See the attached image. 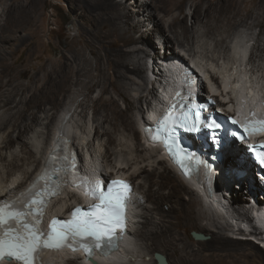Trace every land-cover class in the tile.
Returning a JSON list of instances; mask_svg holds the SVG:
<instances>
[{
	"label": "bare ground",
	"instance_id": "1",
	"mask_svg": "<svg viewBox=\"0 0 264 264\" xmlns=\"http://www.w3.org/2000/svg\"><path fill=\"white\" fill-rule=\"evenodd\" d=\"M92 1L93 11L96 12L98 17H95L94 21L99 19L100 23H98V26H107L108 43L112 50H103L101 48L100 39H98L102 38L101 34L94 38L89 32L81 46L72 42L67 51H63L56 60L47 58L32 65L33 59H39L40 55H36L35 50L30 49L25 62L16 65L15 71L11 72L12 65L9 68L10 64L7 63V50L16 44L19 35L17 37L7 36L5 34L8 30L4 29L11 30L23 26L26 27L25 29L28 32L37 33V17L34 0H0L4 5V15L0 18V111H2L0 113V202L9 201L18 195V191L23 192L27 189L32 179L41 172L42 167L47 162L49 153L63 135H66L74 143L69 135V125L67 126L66 124L70 109L64 110L63 117L54 126L55 115L52 113V106L56 105L60 97L70 91L73 86L82 85L81 92L84 93L87 100L92 101L95 110L98 114H101L103 122L109 124L107 128L102 130L103 124H100V120L97 119L98 124L95 130L98 137H103L104 135L108 137L106 142L107 150L104 154L105 159L108 161V168L96 167L90 164L91 166L86 168V170L89 174L98 173L104 175L110 171L118 175L128 176L135 185L136 194L134 203L128 209V217H130L128 230L124 233L118 248H115L109 254L97 255V264H157L154 254L155 252H165L166 254V246L173 248L179 246V264H217L216 255H202L201 253L197 255V248H194L191 243L184 241V238L178 233V229L183 226L198 229L202 231L201 233L208 236L206 239H199L201 241L200 244L206 245L208 250H213L220 246L222 248L231 246L238 249L248 261H257V264L264 263L263 254L260 253L259 247L253 244L252 239H236L211 228L204 221L203 218L205 217L202 213L196 209V199L193 196L188 198L185 196V193H190L191 195V192H195L193 185L188 182L192 181V179L185 181L169 164L168 160L160 154L159 149L152 145H147L144 140H141L137 126L141 129L143 136L142 128L146 122L145 120L150 115V111H153L160 103L156 102L154 106L152 101H147L145 110H142L140 117L136 118L129 112L133 105L128 92L129 90L133 91V89L127 81V77L130 74L140 75L144 72L147 73L146 60L148 57L150 58V53L146 51V47H137V45L140 43L145 45V41H147L153 47L155 39L152 36L148 35L149 37H147L143 33L141 34V20H136L135 16L128 13L124 2L119 0ZM153 1L146 0V2L142 3L143 7H140L137 11L140 12L141 9L146 10L152 7L151 17H153L155 8L157 11L161 10L158 4L152 5ZM164 4L165 9L163 12L165 15L162 16V21L168 14H171V19L167 20L166 23H162L166 24L178 43L189 42L191 33L195 31L196 26H199L198 28L201 30L203 27L202 35L210 37L215 34L217 28L230 27L235 22L242 20L245 17L244 11L251 13L253 12V7L261 11L256 15V22L260 27L261 33L264 34V2L262 0H199L193 5L192 18L194 21L191 25L188 23L187 15L181 16L174 13L176 9L182 8L181 2L164 0ZM138 32L140 34L136 36ZM161 34L165 42V57L167 53H171L169 57H174L175 61L189 65L188 60H185L186 58H183L181 53L175 54V52L169 51L171 50L172 36L167 34V32H161ZM20 37L22 40L24 39L22 34H20ZM238 39L236 42L233 41L232 51L238 61H243L248 49L243 45V40L240 37ZM221 42L222 40H217V45ZM35 43L39 45L40 39L38 38ZM87 48L92 57L86 55L85 50ZM140 51L145 54L144 57L142 55L137 62L132 63L133 54ZM158 57L160 58V56ZM144 58L145 62H143ZM166 60H169V58H166ZM171 60L169 68L168 66L164 68L163 64V67L157 64L160 67V72L153 69V72L155 71V75H153L155 83L151 90L153 100L158 101L156 82L161 83L160 77L166 76V73H169L170 70V78L167 79L169 81L168 88L171 89L181 83L180 68L176 66L173 59ZM194 66L198 67L199 73L202 72L199 64ZM31 67L34 70L33 73L29 72ZM209 75L207 77L208 80L199 77L200 85L206 86V89L216 95L218 93L214 92L217 91L213 82L214 76ZM24 76L28 77V83L20 81L19 78ZM230 78L232 76L228 71L223 74L219 84L223 96L221 97L220 95V97L223 101L220 99L218 101L223 105V110H234L243 118L250 109H259L264 106V95L260 96L257 94L256 91L258 90L256 88H253L254 93H252L250 88L246 90V87L249 86V83H246L248 82L246 73L240 72L238 78L234 81H231ZM164 79L166 80L165 77ZM145 83V88H148L147 82ZM97 87L100 88V94L97 97H93L91 94ZM230 91L235 96L231 97ZM113 92L124 99L125 108H121L118 98ZM163 97L165 96L163 95ZM142 98L143 94H139L138 101L141 102ZM80 105H85V103ZM121 129H123L125 136L131 138L135 144L132 146L127 143H119L125 148L123 149L124 155L126 154L127 156L125 159H122L121 156L117 157L118 159H114L113 155L115 152L112 151L111 144L116 143V138L113 136V132ZM15 143L18 148H15ZM236 149V144H232L230 148L228 146L222 150V159L216 169L213 196L212 198L210 197L209 203L215 204V206L221 205V208L229 204L233 208L239 206L234 208L239 210L241 205L244 204L243 201L249 199V204L253 208L255 207L257 212L256 215L252 214L253 216H251L244 211L242 214L247 216L243 218L242 222L246 223L245 225H251L253 221H258V219L264 222V214L261 212L262 208H264V183L251 181L249 177L238 179L236 173H232L234 167L237 170H249V160H247L246 156L239 157ZM94 151L96 150L94 149ZM88 162L90 163V161H87V164ZM227 164H230L229 173L225 170ZM80 165L83 166V162ZM110 175V177L114 176L113 174ZM249 182L253 185L251 189L253 193L257 194H255L257 199H253L250 190H248ZM225 185L230 188L231 192L236 193V195L239 194V199L243 204L228 203L224 200V197L218 194L219 187V192L227 195V192L223 190ZM152 186H158V188L153 190L151 189ZM82 192L81 188L73 185L65 187L53 200L50 212L53 214H65L76 203L90 202L91 200H89L88 196L81 194ZM205 196L207 197L208 194ZM144 197L146 201H142ZM147 198L148 204H146ZM150 199L152 201L156 199V205L149 207ZM137 202L143 210L142 215H144L145 220L143 230L139 232L140 242L136 243L131 240L130 229L133 224V219L131 218L132 210ZM167 203H169V207L165 208L164 204ZM205 216L207 217L208 215L205 214ZM208 218L210 217L208 216ZM209 234L211 237H209ZM253 240L256 241V239ZM141 242L144 243V246L141 245ZM256 242L259 243L260 241ZM146 255H149L148 262L145 260ZM45 258L48 264H61L66 258L69 259V264H93L91 259L87 262H84V259V261L76 260L77 258H84L82 252H69L66 249L47 252ZM168 260L167 262L170 264ZM230 264L241 263L231 262Z\"/></svg>",
	"mask_w": 264,
	"mask_h": 264
},
{
	"label": "rangeland",
	"instance_id": "2",
	"mask_svg": "<svg viewBox=\"0 0 264 264\" xmlns=\"http://www.w3.org/2000/svg\"><path fill=\"white\" fill-rule=\"evenodd\" d=\"M119 1L124 2V4L127 6L129 14L131 13L133 16H135L136 20H141V34L143 33V35L147 37L152 36L155 39V45L153 47L150 46L147 41H145V45L144 43L143 45L141 43L137 45V47H146V51L150 53L151 58L148 57L146 60V64L148 67L147 73L144 72L140 75L130 74V76L127 77V81L133 89V91L129 90L128 92L131 104L133 105L132 109L129 112L136 118H139L140 114L145 110L147 101H152L154 106L157 102L156 100H153V93L151 92L152 86L155 83V80L152 77V75H155V71L150 74V64L148 65V60L152 61L153 69L160 71V67L158 66L159 62L157 59L159 58L158 56H160V58L162 57L161 54H165L163 47L166 50L164 46L165 42L163 40L161 32H167V34H170L172 36V42L170 44L171 50H169L170 52L173 51L175 52V54L181 53L183 55V58H186L185 60H188V62H192L193 65L199 64L202 68V72H200L207 80V77L210 76L209 74L214 76L213 82L217 88V91L214 92H217L219 95H221V97H223L222 89L219 84L223 74L227 73L228 71L232 76V78H230L231 81L237 79L238 74L243 71L247 75L246 79L248 80V82L246 83H249V86L246 87V90L250 88L252 93H254L253 88H256L258 90L256 91L257 94H259L260 96L264 95V34L261 33L260 27L256 22L257 13L261 12L257 8L253 7V12L251 13H246L244 11L245 17L242 20L235 22L230 27L227 26L226 28H217L215 30V34L210 37L202 35V31L204 29L203 27L201 30L200 28H198L199 26H196L195 31H192L191 33L190 41H184V44H182L178 43V41L175 39V36L168 30L169 28L166 26V24H164L167 22V20L171 19V14L165 16L164 21H162V16L165 15L163 12V10L165 9L164 0H154L152 2L153 6L154 4H158L161 9L157 11L155 8V15L153 17H151L152 7L146 10L141 9L140 12L137 11V9L143 7L142 3L146 2V0ZM177 1L181 2L182 8L176 9L174 13L180 14L181 16L187 15L188 23L189 25H191L194 21L192 18L193 5L199 0ZM262 1L264 2V0ZM92 4V0H34L35 14L37 17V33H30L25 29L26 27L23 26L11 30L6 28L4 29L8 30L5 34L7 36L17 37L19 35V39L16 41V44L11 48H8L7 50V63L10 64L9 68L12 65L10 71H15L17 67L16 65H20L22 62H25V58L27 57L30 49H34L36 55H40L39 59H33L32 65H35L39 61L47 58L56 60L59 58L63 51H67L72 42H75L77 45L81 46L86 38L87 33L89 32L94 38H97L96 36H99L101 34L102 38H98L100 39L99 41L101 44V48L103 50H112L108 43L109 39L107 26H98V23H100L99 19L94 21L95 17L97 16L96 12L93 11ZM3 11L4 5L0 2V18H2L4 15ZM149 31L150 33H148ZM140 32H138L136 36H138ZM20 34L23 35V40L21 39ZM238 37L243 40V45H245L248 49L247 55L243 61H238L232 51L233 41L236 42V40H239ZM38 38L40 39L39 45L35 43ZM217 40H222V42L217 45ZM9 44L11 45V43ZM9 44L8 46H10ZM85 53L87 56L92 57L88 48L85 50ZM142 55L144 57L145 54L141 53V51L136 52L135 54H133V60L131 62H137L139 57H141ZM166 55H168V53ZM168 58L170 64L172 62L171 59L175 61L174 57H167V59ZM165 61L166 59L164 58L160 59V62H162V64ZM143 62H145V58ZM164 66V68H167L168 65ZM195 67L198 68L197 66ZM29 72H34L32 67L30 68ZM202 75L201 77H203ZM164 77L166 76L164 75ZM164 77H160L161 83L156 82L158 96L163 92V83L166 82ZM19 79L24 83H28L29 81L27 76L21 77ZM145 82H147L148 88H145ZM206 88L207 87L205 86V89ZM81 89L82 85L73 86L70 91L66 92L60 97L56 105H51L53 107L52 113L53 115H55L54 126H56L63 117L64 110L70 109L68 117L66 118V124L67 126L69 125L68 131L70 133H68L71 136L72 141L74 142L73 145L76 146L75 148L78 150L81 156V161L83 162L84 166L83 168L86 169L91 165L101 168H108V161L104 157V154L107 150L106 142L108 137L107 135L98 137V134L95 133V130L98 124L97 119L100 120V124H103V127H101L102 130H104V128H107L109 124L107 122H103V120L101 119V114H98L92 104V101L86 99L84 93L81 92ZM99 94L100 88L97 87L91 95L93 97H97ZM113 94L118 98V103L121 108H125L126 103L124 99L114 92ZM139 94H143L141 102L138 101ZM230 96H235V94L231 92ZM145 99L147 100L145 101ZM81 103H85V105H80ZM0 113H2V111H0ZM137 128L140 131V138L141 140H143L141 129L139 128V126H137ZM65 132L67 133V131ZM123 132V129L113 132V136L116 138V143L111 144L112 151L115 152V154L113 155L114 159L119 156H121L122 159H125L127 156L126 154L124 155L125 152L123 149L125 148L122 147V145H119V143H127L128 145L132 146H134L135 144V142L132 141L131 138L126 137ZM15 148H18V145H16V143ZM94 149L96 151H94ZM97 156L98 158H96ZM87 161H90V163L88 162L87 164ZM234 171L235 170L232 169V173ZM108 173L114 175L115 172L111 173L110 171H108ZM157 188L158 186L151 187V189L153 190ZM251 188L252 187H249L248 190H250L253 199H257L255 196L256 193H253ZM223 190L227 192V195L223 192H219V187L217 192L222 197H224V200L228 203H244L243 205H241V208L239 210L234 209L238 208L239 206L233 208L230 204L224 205V208H221V205L215 206V204H210L209 200L211 198L206 196L201 197L196 192V190L194 193L191 192V195L190 193H185V196L187 198L193 196V198L196 199L195 207L205 217L203 218L204 221L207 222L211 226V228L219 230L223 234L225 233L228 236L237 234L246 236L248 235L247 232L252 229L253 233L250 232V234L254 236L256 241H260L261 243H258L253 239H238L251 240L253 244L259 247L260 253L263 254L262 256H264V222L259 221V219L258 221L254 219L255 221H253L251 225H245L246 223L242 222L243 218L247 215H256L257 209L255 207L253 208V206L249 204V199H245L243 203H241L242 201L239 199V194L236 195V193L231 192L230 188L227 185L224 186ZM148 197L150 198V196ZM142 201H146V198L144 197ZM156 203V199H153V201L152 199H150L149 207L156 205ZM146 204H148V198ZM143 207H145V205H143ZM164 207L168 208L169 203L164 204ZM133 210L131 215L133 224L130 229V236L132 238L131 240L137 243L140 242L139 232L143 230L145 217L144 215H142L143 210L141 207H139L138 202L136 203ZM244 211L247 215L242 214ZM261 212H263L264 214V208H262ZM205 214H207L210 218H208V216L206 217ZM239 227H243L247 231L244 232L242 228L239 229ZM193 231L202 232L189 226H183L178 229V233L184 238V241L187 243H191L194 248H197V255L199 253H201L202 255L214 254L216 255L215 258L218 259L217 264H230L231 262H240L241 264H257V261H248L246 257L241 255L238 249L232 248L231 246L227 248L225 246L226 249L220 246L216 249L208 250L206 248V245L200 244L201 239L199 240L193 237ZM209 237H211L210 234ZM141 245L144 246V243L141 242ZM166 247V254L165 252L160 253L167 256L166 258L169 259L168 261L170 264H179V246H176L174 248L170 246ZM68 260L69 259L66 258L64 260L65 262L62 261L61 264H69ZM76 260L81 261L82 258H77ZM145 260L146 262H148L149 255H146Z\"/></svg>",
	"mask_w": 264,
	"mask_h": 264
},
{
	"label": "snow or ice",
	"instance_id": "3",
	"mask_svg": "<svg viewBox=\"0 0 264 264\" xmlns=\"http://www.w3.org/2000/svg\"><path fill=\"white\" fill-rule=\"evenodd\" d=\"M168 120L169 116L165 115L164 121ZM262 123H264V117H262ZM176 126L189 132L199 131L196 123L189 125L179 118L170 124L169 128L174 132ZM205 126L209 138L217 147L230 134L228 129H222V125L214 119L209 122V119L205 118ZM169 138L175 142V137L171 135V132L166 140ZM169 150L172 151L171 145H169ZM173 156L175 157V152ZM181 167L183 168L184 165L181 164ZM72 168H74V162L68 160L64 170L66 174L62 180L57 173L56 180L44 183L34 182L40 184V187L27 190L17 200L0 202V261L8 258L15 260L18 264H34V256H38L39 250L44 247L60 249L73 246V242L78 237L91 238V247L85 246L89 258H92L94 249H99L101 254H107V250L112 245L115 229L123 224L122 205L128 200L125 193L131 191L130 186L125 182L111 181L112 184L118 186L116 189L111 187L102 189L99 181H86L88 186L85 191L96 197L100 201L99 204L93 205L92 210L87 212H82L80 208H77L73 220L69 222L62 223L53 220L47 235L39 227L48 199L59 195L64 184H75V180L72 179ZM44 175L45 177L48 175L47 170ZM121 185L122 188L119 187Z\"/></svg>",
	"mask_w": 264,
	"mask_h": 264
},
{
	"label": "water",
	"instance_id": "4",
	"mask_svg": "<svg viewBox=\"0 0 264 264\" xmlns=\"http://www.w3.org/2000/svg\"><path fill=\"white\" fill-rule=\"evenodd\" d=\"M192 235L195 239H206L208 238V236H206L204 233L201 232H197V231H193ZM154 257L157 261V264H168L166 256L159 253V252H155ZM91 261H95V264H97V261L95 259H91Z\"/></svg>",
	"mask_w": 264,
	"mask_h": 264
},
{
	"label": "clouds",
	"instance_id": "5",
	"mask_svg": "<svg viewBox=\"0 0 264 264\" xmlns=\"http://www.w3.org/2000/svg\"><path fill=\"white\" fill-rule=\"evenodd\" d=\"M198 193V192H197ZM244 231V230H243ZM245 232V231H244ZM231 236H233V237H235V238H238V237H236V236H238V234L237 235H231Z\"/></svg>",
	"mask_w": 264,
	"mask_h": 264
}]
</instances>
